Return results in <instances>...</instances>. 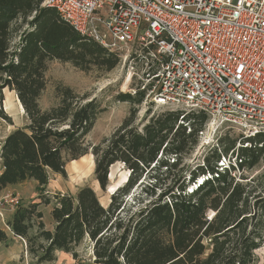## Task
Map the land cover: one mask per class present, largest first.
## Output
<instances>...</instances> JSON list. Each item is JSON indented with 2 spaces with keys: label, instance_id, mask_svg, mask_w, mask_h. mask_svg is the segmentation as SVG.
Returning <instances> with one entry per match:
<instances>
[{
  "label": "trees",
  "instance_id": "1",
  "mask_svg": "<svg viewBox=\"0 0 264 264\" xmlns=\"http://www.w3.org/2000/svg\"><path fill=\"white\" fill-rule=\"evenodd\" d=\"M44 0H0V117L4 90L16 91L28 123L0 145V196L9 186L36 181L39 201L19 204L6 221L12 237L26 242L31 264H46L58 252L79 260V247H91L94 264H257L264 245V132L220 143L190 168L185 157L206 128L202 111L165 108L136 124L146 91L119 92L132 107L115 131L97 144L90 134L104 111L100 101L70 86H56L57 104L43 108L52 61L82 70L111 71L119 54L81 35ZM231 131V130H227ZM246 144V145H245ZM93 153L95 176L107 191L112 165L123 163L128 179L102 205L97 192H47L51 174H65L68 163ZM234 154V155H233ZM227 164L220 165L223 159ZM249 172V173H247ZM41 206L51 207L53 228ZM9 240L0 228V241Z\"/></svg>",
  "mask_w": 264,
  "mask_h": 264
},
{
  "label": "built area",
  "instance_id": "2",
  "mask_svg": "<svg viewBox=\"0 0 264 264\" xmlns=\"http://www.w3.org/2000/svg\"><path fill=\"white\" fill-rule=\"evenodd\" d=\"M121 58L150 57L152 101L205 112L211 130L264 132V0H44ZM225 158L221 166L227 164ZM19 199L11 203L18 206ZM27 253V252H26ZM28 254V253H27Z\"/></svg>",
  "mask_w": 264,
  "mask_h": 264
},
{
  "label": "rangeland",
  "instance_id": "3",
  "mask_svg": "<svg viewBox=\"0 0 264 264\" xmlns=\"http://www.w3.org/2000/svg\"><path fill=\"white\" fill-rule=\"evenodd\" d=\"M115 53L121 55L122 52L118 51ZM138 54L135 55L136 58L134 60V62H137L135 71L130 68L129 60L125 62L121 56L120 62L111 71L101 70L96 66H92L88 70H82L70 62L60 60L50 62L47 70L48 84L39 99L41 106L48 108L58 103L56 86L59 83L72 87L82 95L88 94L90 97H96L104 111L100 114L90 134L87 136L89 144H97L107 136H110L120 126L124 118L129 115L132 105L127 101L117 100L116 96L119 92L134 94L139 89L146 91V100L139 107L136 124L145 117L146 109L150 104L153 108V114L164 110L165 108L157 106L151 98L153 95L152 90L156 83L155 80L150 79V74L156 66H152L151 69L147 66L150 63V57L144 51ZM12 94H14L15 98V92ZM7 97L10 98L9 95ZM5 108L7 110L5 112L13 118V125H10L7 120L0 117V141L12 127L24 126L28 123L24 109L16 100L13 99V102L8 107L5 105ZM185 110L186 112L191 111L189 109ZM227 130L231 131L227 132ZM226 134L227 137L224 141L227 145H230L234 139L238 142L237 147L242 145V142L240 143L239 141L242 133L238 130L230 129L226 126L211 128V130L206 127L203 132H200L198 145L185 157L184 164L190 168L196 167L198 163L203 161V155L213 146H217L220 143L219 139ZM95 165L93 153L80 157L67 164L64 175L51 174L45 190L51 193L58 191L75 193L82 186H90L97 192L100 201L107 205L111 195L108 190L104 191L101 189L94 173ZM263 168L264 159L254 171H261ZM128 173L129 171L122 162L112 165L107 189L113 190L117 186L122 185L127 180ZM41 189L38 183L32 180L16 186H9L2 191L0 196V228L6 230L9 240L0 241V264H31V258L26 253V242L21 237H12L6 221L17 209V206L11 203L12 199H19V204L39 201L38 196ZM40 208L44 212L43 221L46 223V227L51 228L54 225L51 207L41 206ZM79 251V260L74 259L70 253L58 252L57 259L46 264H94L92 259L93 251L89 245L83 244L79 247ZM256 256L257 264H264V245L256 251Z\"/></svg>",
  "mask_w": 264,
  "mask_h": 264
},
{
  "label": "crops",
  "instance_id": "4",
  "mask_svg": "<svg viewBox=\"0 0 264 264\" xmlns=\"http://www.w3.org/2000/svg\"><path fill=\"white\" fill-rule=\"evenodd\" d=\"M7 91H8V92H7ZM14 92H15V98H14V94H12V93H14ZM4 94H5V101H3V102H4V109H5L6 112H7V110H6V108H5V105H6V107H8V105L11 104V103L13 102V99L20 103V101H19V99H18V96H17V93H16L15 90H14V91H11L9 88H6V89L4 90ZM8 95H9L10 98L7 97ZM16 96H17V97H16ZM12 97H13V98H12ZM7 98H8V99H7ZM7 100L9 101V103H8ZM20 106L23 108L22 103L20 104ZM23 109H24V108H23ZM10 125H13V124H10ZM16 127H19V126L12 127L9 131H7V133H5L6 135L3 136L2 140L0 141V145H1L2 141L6 138V136H7L11 131L15 130ZM0 164H1V170H0V174H1V172H2V170H3V164H2V160H1V159H0ZM13 213H14V212H13ZM53 226H54V225H53ZM53 226L51 227V229L53 228Z\"/></svg>",
  "mask_w": 264,
  "mask_h": 264
},
{
  "label": "water",
  "instance_id": "5",
  "mask_svg": "<svg viewBox=\"0 0 264 264\" xmlns=\"http://www.w3.org/2000/svg\"><path fill=\"white\" fill-rule=\"evenodd\" d=\"M111 169V168H110ZM110 174V173H109ZM129 174V173H128ZM130 175V174H129ZM129 175L127 176V179H128V177H129ZM109 178H110V176H109ZM119 186H121V185H119ZM119 186H117L115 189H113V190H109V188L107 189L108 191H109V193H110V195H112L115 191H116V189L119 187ZM102 203V202H101ZM102 205H105V204H103L102 203ZM105 206H107V205H105Z\"/></svg>",
  "mask_w": 264,
  "mask_h": 264
},
{
  "label": "bare ground",
  "instance_id": "6",
  "mask_svg": "<svg viewBox=\"0 0 264 264\" xmlns=\"http://www.w3.org/2000/svg\"><path fill=\"white\" fill-rule=\"evenodd\" d=\"M5 101V100H4ZM4 104V103H3ZM21 104V103H20Z\"/></svg>",
  "mask_w": 264,
  "mask_h": 264
}]
</instances>
